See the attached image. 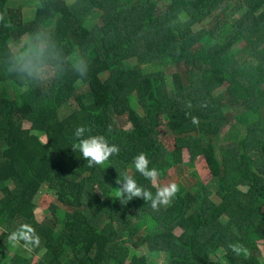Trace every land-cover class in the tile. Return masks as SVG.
<instances>
[{"label":"trees","instance_id":"obj_1","mask_svg":"<svg viewBox=\"0 0 264 264\" xmlns=\"http://www.w3.org/2000/svg\"><path fill=\"white\" fill-rule=\"evenodd\" d=\"M37 1L24 22L0 0V264H153L143 247L163 264H264V0H160L164 10L157 0ZM111 98L131 106L126 121ZM79 126L118 146L126 168L90 167L72 149ZM184 149L190 167L203 156L213 188L176 181L179 192L157 210L117 200L124 174L156 193L136 155L160 170L181 165ZM46 188L55 196L39 221ZM23 223L41 243L8 256Z\"/></svg>","mask_w":264,"mask_h":264},{"label":"clouds","instance_id":"obj_2","mask_svg":"<svg viewBox=\"0 0 264 264\" xmlns=\"http://www.w3.org/2000/svg\"><path fill=\"white\" fill-rule=\"evenodd\" d=\"M88 67L85 58L81 56L74 58V71L81 77L87 75ZM20 70L28 73L29 76H32L33 73L36 72V69L30 65H21ZM38 76L42 80L51 78L45 74V69L43 68L40 69ZM193 123H198L195 117H193ZM85 131L86 129L83 126L76 128L75 136L78 138V142L72 146V149L74 152L79 150L90 167L93 165H103L108 161L111 155L118 153V146L110 144L103 135L85 137ZM149 163L150 161L144 152H140L133 159L135 170L145 179L152 181L154 186H156L159 172L155 167L149 168ZM116 184L119 185V187L116 188V196L121 204H126L133 198H142L146 202L150 201L151 207L154 210H157L162 205H168L179 192L178 184L176 182H171L162 186H157L156 193L153 195L151 191L139 185L134 176L129 174H124L122 178L117 177ZM8 241L13 246H19L22 243L26 250L31 251L32 248L40 245L41 238L32 225L23 223L10 233Z\"/></svg>","mask_w":264,"mask_h":264},{"label":"rangeland","instance_id":"obj_3","mask_svg":"<svg viewBox=\"0 0 264 264\" xmlns=\"http://www.w3.org/2000/svg\"><path fill=\"white\" fill-rule=\"evenodd\" d=\"M74 0H67V2H73ZM38 3L37 0H7L6 7L8 8H16L20 7L22 11V18L24 22L31 21L34 17L35 13V7L36 4ZM158 7L161 10H164L166 7V2L157 0ZM28 42L27 37L24 36L20 41L15 42L14 44L9 43V47L12 51H16L17 53L22 51V46ZM237 47H241L243 45V42L240 40H237L236 42ZM130 63L134 62V59L129 60ZM150 68H147L149 70ZM174 66H170L166 68V72H171L175 71ZM107 76V73H104L101 75L102 78ZM109 107H112L115 109V112L118 117L126 121L128 119V115L131 111V106L127 101H120L116 98H111L110 99V104ZM25 128H28V124H24ZM130 127V125H129ZM128 126L124 128L121 132V135L117 137L118 142H123V139L125 137V133L127 129L129 128ZM110 161H114L119 168H126L125 163L128 162V160L121 156V155H116L113 154L109 157ZM182 160L183 163L179 166H172L166 165L162 167L159 172L158 179L156 181V187L157 186H162L171 182H176V181H181V182H192L194 177H200L202 181L209 182L208 184L210 187H214L217 182L216 180H210V172L207 168V165L205 163V160L203 156L196 157L193 161L192 167L189 166L188 160H189V154L187 149H184L182 152ZM128 171L130 172V169L128 168ZM153 183V182H152ZM242 190H246L244 187H240ZM55 194L53 192H50L49 190H44L40 194L38 198V208L36 209V214H37V219L39 221L43 220L46 216H50V212L48 211V207L54 200ZM264 209V208H263ZM262 252H263V257H264V246L262 245ZM18 246H13L9 245L6 254L8 256L14 254L17 251ZM21 254H29V252L25 251H18ZM141 253H144L152 262L153 264H163V259L160 256H154L152 254H149L148 249L146 247H143L142 250L140 251ZM34 262H36L39 259V255H35L33 258Z\"/></svg>","mask_w":264,"mask_h":264}]
</instances>
